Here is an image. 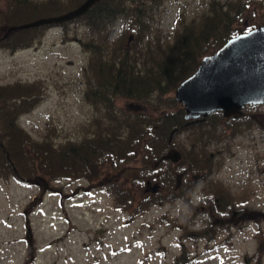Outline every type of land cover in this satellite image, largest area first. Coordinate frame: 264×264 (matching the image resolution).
I'll return each mask as SVG.
<instances>
[{
    "label": "trees",
    "instance_id": "obj_1",
    "mask_svg": "<svg viewBox=\"0 0 264 264\" xmlns=\"http://www.w3.org/2000/svg\"><path fill=\"white\" fill-rule=\"evenodd\" d=\"M82 1L6 0L0 5V49L31 47L41 40L48 26L59 27L64 40L72 38L78 25L86 27L90 37L78 38L87 53L82 67L83 95L96 113L88 123L87 133L78 139L57 143L48 134L35 139L18 118L35 107L41 92L39 81L0 85V177L6 180L13 176L37 184L38 195H34L30 209L35 206L33 200L49 189V180L63 177L84 178L90 184L99 182L114 200L115 208L121 210L133 205L132 215L175 198L190 203L192 192L197 190L201 203L206 202L213 214L227 217L239 200L220 180L211 178L218 165L214 162L215 154H210L203 144L205 134L197 130L199 135L195 140L192 138L190 146L181 148L174 146L173 137L191 126L201 127L204 123L215 126L222 119L232 132L243 133L257 123L253 118L263 120L264 113L256 111L255 117L242 111L226 117L216 110L205 119H194L189 124L183 117V104L176 102L170 92L196 69L202 55L216 50L228 37L250 28L236 25L247 10V0H210L196 16L186 21L176 19L171 33L166 34L155 17L160 14L161 0H95L80 16L70 20L15 28L1 37L6 26L62 14ZM94 33L100 36L97 41L93 40ZM111 35L114 37L108 39ZM128 37L131 39L127 43ZM117 96L146 103L153 111L127 112L116 107ZM206 132L209 141L219 135L214 130ZM171 147L180 156L174 162L165 155ZM136 156L148 169L125 167ZM104 171L112 174L103 177ZM124 171L133 175L127 185L120 184L116 178L124 175ZM145 180L158 182L159 189L146 190ZM134 187L141 192L135 200ZM167 217L160 218L165 221ZM188 223L180 225L184 237L192 235L197 239L203 235L207 237L205 241L213 238L208 228L193 234ZM184 261L181 252L171 264Z\"/></svg>",
    "mask_w": 264,
    "mask_h": 264
},
{
    "label": "rangeland",
    "instance_id": "obj_2",
    "mask_svg": "<svg viewBox=\"0 0 264 264\" xmlns=\"http://www.w3.org/2000/svg\"><path fill=\"white\" fill-rule=\"evenodd\" d=\"M208 1L161 0L160 14L155 17L162 33H171L176 19L186 21L204 11ZM246 8L234 24L241 28L264 25V0H247ZM77 27L71 39L64 40L60 28L52 25L31 47L0 49V85L15 81H39L41 85L35 107L18 118L35 139L47 134L57 143L78 139L96 115L83 95L82 67L87 53L78 40L90 36L85 26ZM92 36L96 41L100 38L97 33ZM115 105L127 112L153 111L146 103L121 96ZM242 111L263 114L264 104L256 108L247 104ZM253 119L257 123L243 133L232 132L222 119L215 126H191L173 137L174 146L181 148L190 146L199 132L205 134L203 144L215 154L218 165L211 178L220 180L239 200L233 210H245L235 220L229 219L230 212L227 217L213 214L206 202L201 203L197 190L190 203L175 198L132 215L133 205L115 208L99 182L90 184L84 178L49 180V189L33 200L38 205L34 202L30 209L38 195L37 184L0 177V264H171L181 252L183 264H264V119ZM206 130L219 135L209 141ZM140 160L136 156L125 167L145 171L148 168ZM104 172L103 177L110 173ZM116 178L127 185L133 175L124 171ZM133 190L135 200L141 192ZM165 215L164 221L160 217ZM186 223L193 234L208 228L213 238L184 237L180 225Z\"/></svg>",
    "mask_w": 264,
    "mask_h": 264
},
{
    "label": "water",
    "instance_id": "obj_3",
    "mask_svg": "<svg viewBox=\"0 0 264 264\" xmlns=\"http://www.w3.org/2000/svg\"><path fill=\"white\" fill-rule=\"evenodd\" d=\"M95 0H83L71 10L42 16L30 22L6 26L1 37L12 29L31 28L52 22L70 20L80 16ZM129 39V37H128ZM176 102L183 104L184 118L201 120L212 111H220L223 116L242 113L249 104H264V25L250 27L228 37L208 55H202L199 63L189 76L179 81L173 89ZM145 189L153 192L158 183L145 182ZM243 208L230 211V220L243 215Z\"/></svg>",
    "mask_w": 264,
    "mask_h": 264
},
{
    "label": "flooded vegetation",
    "instance_id": "obj_4",
    "mask_svg": "<svg viewBox=\"0 0 264 264\" xmlns=\"http://www.w3.org/2000/svg\"><path fill=\"white\" fill-rule=\"evenodd\" d=\"M194 119H192V121H193ZM189 122H191V121H189ZM166 156H168L169 157V160H170V162H174L175 160H176V158L179 156L178 155V152H177V150L174 148V147H171L170 149H169V151H167L166 152V154H165ZM180 157V156H179ZM180 178V177H179ZM178 180V179H177ZM147 180H145V182H146ZM149 181V180H148ZM153 182H155V181H153ZM153 182H150L149 181V184H152ZM158 183V182H157ZM158 189H159V184H158ZM199 196V195H198ZM200 197V196H199Z\"/></svg>",
    "mask_w": 264,
    "mask_h": 264
},
{
    "label": "bare ground",
    "instance_id": "obj_5",
    "mask_svg": "<svg viewBox=\"0 0 264 264\" xmlns=\"http://www.w3.org/2000/svg\"><path fill=\"white\" fill-rule=\"evenodd\" d=\"M181 105H182V104H181ZM204 119H205V118H204ZM204 119H203V120H204ZM186 120H187V119H186ZM191 121H192V120H191ZM188 122H189V121H188ZM193 122H194V120H193ZM193 122H192V123H193ZM189 124H191V122H190ZM169 137H171V136H169Z\"/></svg>",
    "mask_w": 264,
    "mask_h": 264
}]
</instances>
